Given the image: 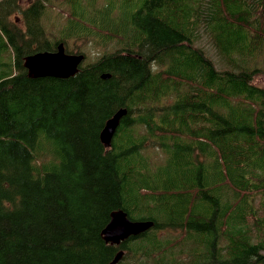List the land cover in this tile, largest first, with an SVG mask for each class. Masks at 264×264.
I'll use <instances>...</instances> for the list:
<instances>
[{"label":"trees","instance_id":"16d2710c","mask_svg":"<svg viewBox=\"0 0 264 264\" xmlns=\"http://www.w3.org/2000/svg\"><path fill=\"white\" fill-rule=\"evenodd\" d=\"M28 1L0 0V264H111L120 250L118 264H264V217L242 196L264 190L261 69L218 70L192 45L203 23L231 64L254 55L264 0H129L121 24L110 5L76 2L56 42L41 27L50 0ZM19 11L26 32L10 19ZM83 36L121 47L68 79L29 77L26 57ZM123 109L106 148L101 132ZM157 144L167 161L152 172ZM119 210L153 227L108 245ZM174 228L196 244L187 261L162 235Z\"/></svg>","mask_w":264,"mask_h":264},{"label":"rangeland","instance_id":"374dc122","mask_svg":"<svg viewBox=\"0 0 264 264\" xmlns=\"http://www.w3.org/2000/svg\"><path fill=\"white\" fill-rule=\"evenodd\" d=\"M76 2L77 4L87 6L92 13L93 11H103L107 5H110L111 8L110 9L106 8L105 10L106 11L110 10L109 15L111 12L112 16L114 17L112 24H121L123 20L122 16L124 15L125 11L128 10V7H130L129 0H50L45 4L44 14L41 18V27L43 28L45 32V37L47 39L54 42L62 39L61 37L63 36V33L65 31L64 28L70 27V23L66 15L68 16L72 12ZM137 3L138 0H133L131 4V8L134 9L132 6H134ZM29 4L30 1L28 0H20V6L22 10L27 8ZM23 17H24L23 13L19 11L14 13L10 19L14 21L13 24L15 29L21 32H26L27 25L24 22ZM77 20L79 21L78 24L88 23V19L86 17L77 18ZM263 20L264 19H262V25H260L259 27V29L262 31H264ZM79 28L80 27H76V30ZM192 45L193 48H198L202 50V52L205 53V55L214 63L215 67L218 70L226 71V70L238 69L240 67L261 69L259 76H257V78H255L254 81L256 85H258L261 88H264V46H262L259 50H257V52H255L254 55L252 56L250 55L245 60L236 58L235 59L236 62L233 65V63L231 64L222 57L219 50L217 49L213 35L206 29V25H203V23L194 32ZM65 47L67 48V51L71 53L73 52L74 55H83L84 60L81 63V66L82 65L85 66L95 63L98 59H100L103 55L107 53L119 52V48L121 46L118 45L116 42L104 44L101 43L100 41H97V39L95 38L90 39L83 36L80 38L70 39V42L67 43ZM11 56H12V52L11 53L9 52L6 55H4V59L7 62H11ZM167 102L171 103L173 102V99H170ZM146 153L149 156V158L155 160L152 161V167L150 168L152 172L155 171L160 166H163L167 161L166 153L158 144L157 147L149 149L148 151H146ZM259 187L263 188L262 185H260ZM242 196H247L244 198H246V201L248 202L251 209L258 218L264 217V190H261L253 194L248 193L247 195L243 193ZM227 201L231 202L232 204L233 203L235 204L237 201V199H234V193L231 188L227 189ZM144 213L145 212H138L134 215L135 216L138 215V217H140ZM183 234H184V230L178 228L168 229L162 234L165 235V238L168 239L170 243L177 242L172 247L178 250L176 252L178 256L174 257V259L178 261H181L183 259H186L187 261L189 257L185 255L186 252L190 251V249L193 246H196V244L194 242H191L189 238L181 240ZM220 237L221 238L219 239V241L223 243L222 248L225 249L226 248L225 245H227L226 238L223 235H220ZM262 254H264V251H262ZM138 258L142 260L144 259L142 255H140ZM138 258H136V255L133 254L130 256V259L138 260ZM122 260L123 257L118 263H120ZM150 260L154 262L156 260V256L150 257Z\"/></svg>","mask_w":264,"mask_h":264},{"label":"water","instance_id":"95a60500","mask_svg":"<svg viewBox=\"0 0 264 264\" xmlns=\"http://www.w3.org/2000/svg\"><path fill=\"white\" fill-rule=\"evenodd\" d=\"M29 59L50 61L53 63V69L51 72L42 73L41 71H35L33 73L28 65ZM84 60L83 55L68 54L66 47L63 43L58 45V49L54 53H37L32 56H28L25 59L24 67L28 70L29 77L33 79L52 77L58 79H68L75 76L81 63ZM38 65V64H37ZM37 70V69H35ZM56 70L55 72H53ZM103 78H110L109 74L103 75ZM127 114V110L123 109L118 111L111 119H109L101 132L100 139L106 148H111L113 138L121 124L122 118ZM153 227L152 222H137L132 221L127 213L124 211H116L111 215V221L107 227L103 230L102 236L106 244L112 246H120L123 242L128 240L132 236H138L150 230ZM125 252L120 250L114 257L111 264H118L122 259Z\"/></svg>","mask_w":264,"mask_h":264},{"label":"bare ground","instance_id":"6f19581e","mask_svg":"<svg viewBox=\"0 0 264 264\" xmlns=\"http://www.w3.org/2000/svg\"><path fill=\"white\" fill-rule=\"evenodd\" d=\"M28 65H29L30 69H32L33 73L35 71H41V74L42 73H48V72H51V70L53 69V63H51L50 61L42 62V60H31V59H29ZM35 69H37V70H35ZM55 71L56 70H54L53 72H55Z\"/></svg>","mask_w":264,"mask_h":264}]
</instances>
